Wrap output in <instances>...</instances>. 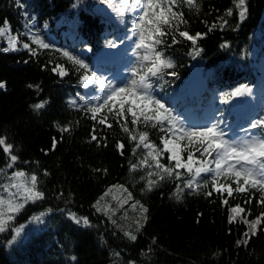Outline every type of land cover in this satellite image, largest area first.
<instances>
[{"label": "trees", "instance_id": "1", "mask_svg": "<svg viewBox=\"0 0 264 264\" xmlns=\"http://www.w3.org/2000/svg\"><path fill=\"white\" fill-rule=\"evenodd\" d=\"M22 3L26 5L24 10L14 0H0V26L7 20L14 32L21 34V39L28 40L23 35L26 21L22 15V11H27L35 16L33 31H38L46 42L78 55L97 75L109 79L119 71L125 60L124 51L135 40V37L125 39L130 35L134 18L130 12L118 14L122 0H113L112 7L108 0H22ZM197 3L198 11L178 0L173 10L183 12L187 21L179 24L180 30L190 35L207 34L196 45L203 51L193 59L191 41L177 34L179 42L172 44V36H166L167 43L160 47L175 61L177 67L169 71L178 72L179 78L165 77L170 83L162 82L156 95L164 98L186 124H203L214 117L223 121L222 126H228L240 120L241 111L236 108L239 97L224 102V96L247 86L251 90L248 96L251 107L242 118V126L233 134L239 140L245 135L242 129L264 114V0H246L243 22L233 0H197ZM229 9L231 16L226 15ZM224 20L227 23L221 27ZM109 42L116 46L109 48ZM225 44L228 46L222 47ZM31 47L37 51L35 56L28 51H0V82L5 84L0 89V139L5 140L0 145V169L7 170L9 157L4 148L11 145V153L18 160L10 172L35 173L38 188L44 193L43 200L25 207L17 222L49 209L52 217L46 230L20 246L8 245L12 230L4 233L0 237V264H264V219L255 235L249 233L247 245L237 246L238 240L247 239L243 234L249 229L243 220L251 221L264 214V204L258 203L259 192L233 191L232 196L227 192L221 195L210 182L205 186L211 174H201L200 187L188 189L184 185L190 177L184 169L178 170L184 173L180 180L174 176L164 180L149 177L154 168L140 166L133 171L132 165L139 164L147 150L141 146L133 154L136 141L130 140L112 114H108L110 128L91 118L87 108L94 105H85L80 97L92 100L100 95L99 91L94 87L83 88L80 73L54 49H37L34 44ZM135 63L134 57L129 70ZM57 64H63L69 75L61 78L54 73L51 69ZM200 67L206 74L205 82L196 94L190 95L187 85L194 70ZM128 75L129 71L125 80ZM72 100L76 105L70 104ZM42 101H47L45 107L34 110L32 106ZM104 114L106 111L98 114L97 119ZM65 126L70 130L61 131ZM127 126L134 133L147 131L149 140L162 147L157 129L143 123L134 128L130 116ZM93 130L96 140L91 139ZM118 143L124 145L122 150L117 148ZM168 155L165 152L160 162L168 165ZM182 155L186 160L188 152ZM199 156L196 152L194 158ZM45 170L49 175H44ZM149 179L158 181L151 191L147 188ZM219 182L236 188L231 178L221 177ZM117 185L133 192L148 209L147 220L139 231L121 216L118 208L105 215L93 207L109 188ZM177 185L183 189L179 200ZM208 192L212 194L209 196ZM249 198L251 203H245ZM237 205L245 211L229 223L234 215L230 209ZM70 213L87 217L90 226L74 223ZM125 231L137 239L132 241L124 235Z\"/></svg>", "mask_w": 264, "mask_h": 264}, {"label": "snow or ice", "instance_id": "2", "mask_svg": "<svg viewBox=\"0 0 264 264\" xmlns=\"http://www.w3.org/2000/svg\"><path fill=\"white\" fill-rule=\"evenodd\" d=\"M14 2L21 10L26 9V5L22 3V0H14ZM108 2L109 7H112L113 0H108ZM183 2L190 9L199 10L197 0H183ZM233 2L236 9H238L239 20L243 22L247 14L246 0H233ZM176 5H178V0H122L121 6L117 9L118 14L123 16L126 12H130L134 18L130 35L126 36L125 39L135 37L133 55L136 61L135 66L129 70L128 78L122 84L114 83L113 80L105 76L97 75L93 68L78 55H74L66 49L54 48L51 43L46 42L38 31H33L35 16H31L27 11H22L26 21L24 24L26 31L23 35L28 37L29 42H21L19 40L20 33L10 34L7 39V46L0 48V51L8 52L23 49L28 50L32 56H35L37 51L31 47L34 44L37 49H54L66 58L80 73L79 82L81 86L85 89L94 87L100 93V95L94 96L92 100H85L84 97H80L85 105H94L87 108L91 118L110 128L112 125L108 123V114H112L116 122L120 124L122 131L129 135L130 140L136 141L133 154L135 155L136 149L141 146L147 150L143 158L140 159L139 164L132 165L133 171L140 166L154 168L155 171H149V177L157 176L159 180H164L165 178L172 179L174 176L176 180H180L184 173L178 170L184 169L190 177L184 187L193 190L200 187L199 178L201 174H211L210 181L206 180L204 182L205 186L210 182L214 191L221 195H223V192H227L228 196H232L233 191L245 193L246 191L255 190L261 194L258 203L264 204V114L252 119L249 126L242 129L245 134L242 139L234 140L229 136L226 128L221 126L222 120L213 117L203 124H186L181 115L177 114L164 98L156 95V89L161 86L162 82L170 83V81L165 80V77L179 78L178 72L169 71L175 69L177 65L172 57L165 54L164 48L160 47L167 43L164 38L171 35L172 44H176L179 42L176 38L178 34L179 37L191 41L193 46L191 55L195 59L203 51V49L196 47L197 41L207 35L206 33L190 35L188 31L180 30L179 24H186L187 21L183 19V12L173 10V6ZM226 15L231 16L232 9L227 10ZM226 23L227 21L224 20L221 27ZM212 27L214 28L216 25H212ZM209 31H211V28H209ZM10 32L8 21L5 20L4 26H0V37ZM107 46L111 48L116 45L109 42ZM227 46V44L222 45V47ZM168 47H171V45H168ZM51 70L61 78L69 75L63 64H57ZM4 87L5 84L0 82V89ZM29 87L31 88L33 85H29ZM250 94L251 90L247 86L240 87L225 94L224 102H228L231 98ZM46 103L47 101H42L32 107L34 110L39 111L45 107ZM70 104L76 105V101L72 100ZM105 111L106 114L97 119L98 114L105 113ZM128 116L131 117V124L134 128L143 123L157 129L161 133L159 141L162 147H157L155 143L149 140L147 131L134 133L130 130L127 126ZM69 130V126L61 129L64 132ZM91 139H97L95 130H93ZM4 144L5 140L0 139V145ZM55 144L56 141L53 138V149ZM11 147V145H7L4 148L9 157L6 165L7 169L14 168L18 160V157L11 153ZM117 148L122 150L124 145L118 143ZM185 151L188 152L186 160L182 155ZM165 152L169 154L168 165L160 162ZM196 152L200 153L198 158H194ZM121 155H123L122 151ZM149 158H151L152 163H149ZM173 161L174 164H172ZM0 174H3L8 180V183L0 185V188H3V193H7V198L3 193H0V233H3L6 231L9 222L15 219L14 214L19 213L28 203L43 200L44 193L38 188L39 178L35 173L29 175L22 170H16L9 176L4 169H0ZM44 175L47 176L49 173L45 170ZM221 177L233 179L236 188L233 189L230 184L220 183L219 178ZM157 182V180L149 179L147 182L148 191H151ZM116 187L123 186L117 185ZM13 189L15 191H12ZM124 191H127V189H124ZM182 191L183 189L177 185L176 198L178 200L181 198ZM211 194V192L207 193L209 196ZM128 196L131 198V193H128ZM103 199L104 197H101L97 200L93 207L98 212L104 211V214L108 215L110 209L101 207ZM223 202L227 204V200ZM245 203H251V198L246 199ZM137 205L142 210L143 220L146 221L147 217L143 214L147 213L148 209L139 204V201L133 204L132 207L136 208ZM49 211L51 210L49 209ZM230 211L234 214L229 218V223H232L236 216L244 213L245 209L237 205L232 207ZM44 215L45 213H40L34 216L31 222H42ZM69 218L78 225L90 226L87 217H77L74 213H70ZM262 219H264V214L251 221L246 218L243 220V223L248 225L249 229L248 232L243 234L247 239L238 240L237 246L241 243L247 245L248 239L251 238L249 233L251 235L256 234L257 227L261 224ZM137 225L136 230L139 231L143 225L140 221H137ZM22 231L23 229L19 227L15 229L12 242H15L21 236ZM124 235L132 241L137 239L136 235L129 231H125ZM152 242L153 244L156 243L155 238Z\"/></svg>", "mask_w": 264, "mask_h": 264}, {"label": "rangeland", "instance_id": "3", "mask_svg": "<svg viewBox=\"0 0 264 264\" xmlns=\"http://www.w3.org/2000/svg\"><path fill=\"white\" fill-rule=\"evenodd\" d=\"M10 29H11L10 33H5V35L3 37H0V48L7 46V39H8V36L10 34H16L14 32L13 28L10 27ZM19 40L21 42H29L26 39H21V37H19ZM133 45L134 44L129 45L128 49L126 51H124V56H125V60L123 62L124 64L122 66H120V70H119V71H122L123 73L122 72L119 73V74L116 73V74H114V75H112L110 77L111 79L114 80L113 81L114 83H117V82L120 83L122 80H124V78H125L124 75L129 70L131 62L133 61V60H131L132 56H134L133 53L135 51V49L132 50ZM25 51H28V50H23L22 49V50H19V51H8L7 53H22V52H25ZM205 79H206V74L203 73L202 68L200 67L199 69H195L193 74H192V76H191V79H190V81H189V83L187 85V93L190 94V95L196 94L197 91L202 86V84L205 82ZM248 96L249 95H244L243 97L240 96L238 98L236 108H237V110L241 111L240 117L244 114V112L246 111V109L249 106L248 102H250V101H249V97ZM226 130L228 131L229 136L232 137L234 140H236V138L233 135V133H230L232 131L230 126H228L226 128ZM234 133H235V131H234ZM10 171H11V169H7L6 170V172L8 173L9 176L12 174V172H10ZM1 177H2V180H3L1 185L5 184V183H8V180L6 179V177L4 175H2ZM109 189H111V191H109ZM109 189L106 192L107 195L104 194L102 196V197H104V199L101 201V207L102 208H107V209H116V208H118V210L121 211V216L123 215L127 220L131 221V223L134 225V227L138 226L137 225V221H140V223L142 225H144V223L146 221H144L143 218H142V210L140 209L139 205H137L136 208L132 207V205L135 204L137 201H139V204L143 205V203L140 201V199L136 198L134 193L129 191L128 189H127V191H124V189H126L125 187L124 188L123 187H117V188L111 187ZM12 191H15V189H13ZM0 193H3V188H0ZM128 193H131V198H129ZM3 194H4L5 198H7V193H3ZM37 202L28 203L27 205L36 204ZM25 207L19 213L14 214L15 215V219L13 221L9 222V225L6 228L5 232L0 233V237H1L4 233H7L9 230H12V238H11L9 244H8L10 246H20V245L24 244L26 242V240H28L32 236H35L38 233H40V232H42V231H44V230H46L48 228L49 220L52 217V213L49 210H45L43 212V213H45V215L42 218V222H31L32 218L34 216L39 215L40 213L29 217L24 222H17V218L20 217V215H21L22 211L25 209ZM99 212H103V211H99ZM146 214L147 213H145L143 215L146 216ZM237 217H240V216H236L235 219H237ZM18 227L22 228L23 231L21 233V236L19 238H17L15 240V242H12L13 241V237L15 236V229L18 228ZM112 256L114 257V255H112Z\"/></svg>", "mask_w": 264, "mask_h": 264}]
</instances>
